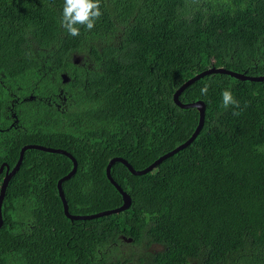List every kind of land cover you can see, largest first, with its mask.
Returning a JSON list of instances; mask_svg holds the SVG:
<instances>
[{
    "label": "trees",
    "instance_id": "obj_1",
    "mask_svg": "<svg viewBox=\"0 0 264 264\" xmlns=\"http://www.w3.org/2000/svg\"><path fill=\"white\" fill-rule=\"evenodd\" d=\"M99 2L93 29L73 37L64 0H0V127L14 99L24 127L1 136L0 161L12 167L25 144L66 150L77 162L62 183L72 215L122 204L110 158L143 170L192 136L197 110L172 98L188 79L210 67L264 76V0ZM226 89L239 108L222 106ZM179 101L204 104L201 130L146 174L115 163L131 198L117 214L67 219L56 183L72 162L26 150L2 201L0 264H264V81L209 74Z\"/></svg>",
    "mask_w": 264,
    "mask_h": 264
},
{
    "label": "water",
    "instance_id": "obj_2",
    "mask_svg": "<svg viewBox=\"0 0 264 264\" xmlns=\"http://www.w3.org/2000/svg\"><path fill=\"white\" fill-rule=\"evenodd\" d=\"M224 74V75H229L232 76L238 80L244 81V80H248V81H258V82H262L264 81V76H256V77H251L245 74H241V73H236V72H232L229 71L225 68H215V67H210L207 70H205L204 72H201L197 75H195L193 78L188 79L186 82H184L173 94V102L176 106L180 107V108H195L199 114V119H198V124L192 134V136L183 144L179 145L178 147L174 148L173 150L163 154L162 156H160L159 158H157L152 164H150L148 167H146L143 170H135L133 169L125 160L121 159V158H114L112 159L108 164L107 167L105 169V173H106V177L109 180V182L115 187V189L118 191V193L121 195L122 197V204L115 208V209H109L106 211H101V212H97L94 214H90V215H72L69 213L68 211V205H67V201L65 199L64 196V192L62 189V183L69 180L75 173L77 170V162L75 160V158L68 152L62 150V149H52V148H47V147H43V146H38V145H26L24 147L21 148L20 153H19V157L18 160L15 164V166L13 167L12 171L8 174L6 173L5 177L2 180V183L0 185V226L2 224V216H1V205H2V201L4 199L5 196V192H6V188L8 185V182L11 178V176L19 169V166L22 162L23 159V154L27 149H35V150H39L42 152H46V153H52V154H60V155H64L66 156L68 159H70V161L72 162V168L71 170L64 175L63 177H61L56 184L57 187V191H58V195L59 198L61 200L62 203V208H63V213L65 215V217L67 219H69L70 221H86V220H93V219H97V218H101L104 216H110L112 214H117L120 213L122 211L127 210L130 205H131V198L130 196L124 192L120 186H118V184L112 179L111 174H110V170H111V166L116 162L119 161L121 162L128 170L131 174L136 175V176H140L143 174H146L150 171H152L153 169H155L157 167L158 164H160L161 162H163L164 160H166L167 158L173 156L176 152H178V150L182 149L183 147H186L187 145H189V143L198 135L199 131L201 130L203 123H204V116H205V106L201 101H196L194 103H190V104H182L179 101V95L183 92V90L188 87L189 85H191L193 82L199 80L200 78H203L206 75L209 74ZM64 77H66L65 75H62V79H64ZM65 81H67V79H65ZM63 81V82H65ZM2 170V166H0V171Z\"/></svg>",
    "mask_w": 264,
    "mask_h": 264
},
{
    "label": "clouds",
    "instance_id": "obj_3",
    "mask_svg": "<svg viewBox=\"0 0 264 264\" xmlns=\"http://www.w3.org/2000/svg\"><path fill=\"white\" fill-rule=\"evenodd\" d=\"M101 15L99 0H64L61 26L71 36L76 37L80 35V28L78 26H84L87 30H91ZM48 63L55 65L52 61ZM207 91L208 85H205L201 89V93L206 95ZM221 96L222 106L225 109L230 105L235 108L240 107L239 101L233 97L230 90H224ZM233 115H239V113L233 112Z\"/></svg>",
    "mask_w": 264,
    "mask_h": 264
},
{
    "label": "rangeland",
    "instance_id": "obj_4",
    "mask_svg": "<svg viewBox=\"0 0 264 264\" xmlns=\"http://www.w3.org/2000/svg\"><path fill=\"white\" fill-rule=\"evenodd\" d=\"M73 61H74V63H76V64H79L80 65V63H82V61H83V58H82V56H78V55H75V57H74V59H73ZM53 67V64L52 63H50V69ZM62 75H65L66 77H64V79H62ZM60 78H61V83L62 84H64V85H66V84H68L69 82H70V78H69V76H68V74L67 73H65V72H62L61 74H60ZM65 79H67V81H65ZM63 81H65V82H63ZM58 96H57V99H59L60 100V103L59 104H55V103H52V105L58 110L59 108H62V109H64V107H65V105L66 104H64L63 105V103H64V101H65V98H63L62 97V95H61V91L59 90L58 91ZM26 99L25 100H23V101H26L27 102V100H34L35 99V96H33L32 94H29L27 97H25ZM46 103V105L47 106H49V105H51V103L48 101V102H45ZM15 108H17V112H16V109ZM15 108L13 109V113L15 114L16 113V116H17V118H18V121L15 123V125L17 126L16 128H12V131L13 132H21V131H23L24 130V127H22V125L20 124L21 123V119H20V115H18L19 114V104H17V105H15ZM66 110H64V112H65ZM4 112H7V109L4 107ZM57 113H58V111H56ZM62 113H64L63 112V110L61 111ZM8 113H9V111L7 112V113H5V119H6V125H7V120L9 121L10 119H7V117L6 116H8ZM9 123V122H8ZM40 123V125L41 126H43V128L42 129H44L46 126H48L47 124H46V122L45 121H36V125H38ZM10 131V130H9ZM41 133H42V130L40 131ZM3 134H1V136H2ZM1 137H0V143H1ZM26 145H36V144H25V145H23L22 147H24V146H26ZM38 146H43V147H47V148H51V147H48V146H44V145H38ZM21 147V148H22ZM21 148H20V150H21ZM52 149H57V148H52ZM1 150V149H0ZM20 150H19V153H20ZM27 150H35V149H27ZM63 150V149H62ZM36 151H39V150H36ZM64 151H66V150H64ZM67 152V151H66ZM4 153H7V151H6V148H3L2 149V151H0V157L1 158H4L5 159V156H3L4 155ZM46 153V152H45ZM50 154H52V153H50ZM60 155V154H59ZM23 156H24V154H23ZM64 156V155H63ZM18 157H19V155H18ZM66 157V156H65ZM114 158H120V157H112V158H110L109 159V161H108V163L112 160V159H114ZM122 159V158H121ZM17 160H18V158H17ZM70 160V159H69ZM22 161H23V159H22ZM4 162V161H3ZM17 162V161H16ZM22 163V162H21ZM107 163V164H108ZM115 163H121V162H119V161H116ZM114 163V164H115ZM16 164V163H15ZM15 164L12 166V167H10L9 165V167H7L6 168V173H10L11 171H12V169H13V167L15 166ZM113 164V165H114ZM122 164V163H121ZM21 165V164H20ZM112 165V166H113ZM123 165V164H122ZM1 166V165H0ZM112 166H111V168H112ZM20 167V166H19ZM106 167H107V165H106ZM10 168H12L11 170H10ZM2 169H3V167H2ZM106 169V168H105ZM18 171V170H17ZM16 171V172H17ZM15 172V173H16ZM2 173V170L0 171V175H2V180H3V178L5 177V175H6V173H5V175H4V177H3V174H1ZM14 173V174H15ZM13 174V175H14ZM110 174H111V170H110ZM12 175V176H13ZM105 175H106V173H105ZM11 176V177H12ZM112 177V176H111ZM107 178V177H106ZM2 180H1V183H2ZM1 183H0V185H1ZM57 184V183H56ZM8 186V185H7ZM1 208H2V205H1ZM104 211H106V210H104ZM101 212V211H100ZM1 216H2V211H1ZM65 216V215H64ZM105 217V216H104ZM3 220V219H2ZM153 249L154 250H156V249H158V246H153Z\"/></svg>",
    "mask_w": 264,
    "mask_h": 264
},
{
    "label": "flooded vegetation",
    "instance_id": "obj_5",
    "mask_svg": "<svg viewBox=\"0 0 264 264\" xmlns=\"http://www.w3.org/2000/svg\"><path fill=\"white\" fill-rule=\"evenodd\" d=\"M7 102H8V100L5 101V103H7ZM17 104H19L18 99H14V100L10 101L9 106H5V108L7 109V112L9 111L8 116H6V117H7V119H10V120L9 121L7 120V126L6 127H3V126L0 127V137H1V134H4V133L7 134V133H9V130L12 131L13 127L14 128L17 127L15 125V123L18 121V118L16 116V113L15 114L13 113V109L15 108V105H17ZM15 109H16V112H17V108H15ZM6 154L7 153H4V155H3V156H5V158H6ZM0 165L3 167L1 174H3V177H4V175L6 173V168L9 167V166H8L7 162H3V161H0ZM11 169L12 168H10V170Z\"/></svg>",
    "mask_w": 264,
    "mask_h": 264
}]
</instances>
